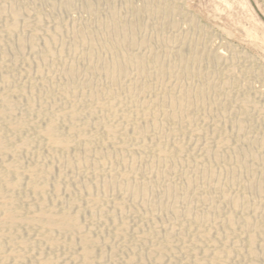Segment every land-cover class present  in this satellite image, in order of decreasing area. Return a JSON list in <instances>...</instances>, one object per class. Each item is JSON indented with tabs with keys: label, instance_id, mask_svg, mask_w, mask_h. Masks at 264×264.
<instances>
[{
	"label": "bare ground",
	"instance_id": "bare-ground-1",
	"mask_svg": "<svg viewBox=\"0 0 264 264\" xmlns=\"http://www.w3.org/2000/svg\"><path fill=\"white\" fill-rule=\"evenodd\" d=\"M75 1L48 6L56 14L60 3L67 10ZM125 1L83 3L95 11ZM33 4L0 0V264L27 260L14 262L32 240L6 229L18 226L38 228L50 250L68 248L51 256L42 245L30 255L35 264H238L235 256L260 264L264 161L255 140L245 158L237 136L223 149L228 128L238 134L244 121L222 108L238 96L220 101L224 79L212 83L201 68L219 55L191 53L188 42L169 49L159 32L147 37L165 23H142L143 7L127 20L112 14L76 29L64 19L46 25ZM21 64L26 76L17 82L20 70H12ZM85 212L103 221L97 233L80 218ZM128 212L141 214L140 223L121 220ZM130 231L143 233L122 246ZM122 251L124 259L114 257Z\"/></svg>",
	"mask_w": 264,
	"mask_h": 264
},
{
	"label": "rangeland",
	"instance_id": "rangeland-1",
	"mask_svg": "<svg viewBox=\"0 0 264 264\" xmlns=\"http://www.w3.org/2000/svg\"><path fill=\"white\" fill-rule=\"evenodd\" d=\"M33 1L34 4L31 11L33 13L40 12L43 14L46 17V25L52 26L54 21L64 19L65 23L63 21L62 23L65 26L74 27L76 29L83 27L84 25H87L88 28H95V25L98 24V22L106 18L108 20L111 19L112 14L119 15L121 19L127 20L134 16L138 7H143L144 12L146 13H144V19L141 20L142 23L144 21L148 22L151 20H158L160 22L162 21V23H165V25L161 26L157 31L149 32L147 37L152 36V34H158L159 32L160 35H158L162 41H166L168 38H170L169 49L177 50L188 42L187 44L189 45V51H191V53L196 52L198 55H200L203 51H207L211 55L217 53L219 55L217 63L204 62L201 65V68L203 69V66H206L204 70H210V82L212 83L217 81H219V83H223L224 79L225 83H223V87L220 88V101L223 100V97L228 95L235 94L238 96L235 102L233 101L232 103H224V107L222 108L229 112L231 119L240 118L244 121V128L238 134L235 133L234 130L232 131L228 128L227 136H230L231 138L229 137V144L227 143L228 146H225V144L223 149H230L233 142L231 139L237 136V138L242 141L241 144H243L241 156L242 158H245L248 153V145L246 144L247 141L255 140L253 142H257L256 147L258 149L254 146V151L257 155L258 162L264 161V0H132V3L126 0L122 5L119 6L117 3V5H115L113 8H110L104 4H100V6L97 8L98 10L95 11H89L83 3V0H76L74 4H72V6L67 10H64L63 4L60 3L58 7L59 10L56 12V14L53 13L52 9L48 6V1L50 0L42 1V3L38 0ZM174 18L176 19L174 27L167 25L170 23L169 21ZM163 19L165 21H163ZM212 68L213 70H211ZM12 71H19L17 73L18 75L16 76V81L19 79L17 82L25 79L26 75H24V73L26 74V67L23 64ZM1 72L4 71L1 70ZM247 99L248 104L246 107H243L245 106V100ZM25 112L26 111L24 110V114H29L28 112ZM3 124H1L2 127H4L3 130H7L8 127ZM228 124L230 125V122H228ZM259 143L262 145L258 146L260 145ZM213 144L215 145L216 141L213 142ZM26 157L27 156H24L23 160L27 161L29 159H33L32 157H27L28 159H26ZM195 159H197V157L192 158V160ZM0 163L4 164V162L1 160ZM1 164L0 167L3 166V164ZM247 171V167H244L241 170V175L243 178H245ZM255 179L258 180L261 179V177L258 175L255 177ZM3 183V180H0V184L3 185ZM22 190L24 191V189L19 188L14 192H21ZM19 192L18 195H21L22 193L19 194ZM131 213L134 212L125 213L121 217V220L127 221V223L130 225H134L135 221L140 223V218L142 215L137 213L132 215ZM156 214L158 217L161 216V214ZM147 215L149 217L154 216V214H152L150 211L147 212ZM80 218L88 225H94L93 227L97 228L95 231L96 233L98 228L104 225L103 221L99 218L91 220L88 212H85V214L82 213ZM149 225L150 221H147L145 228H148ZM25 227L26 226H18V229L6 228L12 234H18L20 232L15 237L19 235L22 237L21 233L25 232L24 234L27 235L25 236L23 234V237L26 239H29L30 237L33 240H31V248L28 249L30 251L26 250V252L23 250L25 253L21 251V256L17 259L13 258L15 261L10 260V262L12 261L11 263H16V261H20L22 259L24 261L27 259L25 264H32L33 260L38 262V260L35 259H38V257H34L37 256L35 251L37 252V250H40L42 245L43 247H46L45 254L48 252L47 255L51 254V256H53L52 254H56V256H62L65 255L66 251H68V248L67 250H64V248L67 246H61V249H59V247L54 248V250H59L54 251L51 249L52 252H54H50L49 254L50 249L47 248V242H45V240H43L45 243L42 242L41 238L37 239L40 236V230L38 228L34 229V227L32 230L28 229L27 227L28 230L25 231ZM18 230L20 231L17 232ZM21 230L23 232H21ZM30 230L32 232H30ZM141 233H143V231L139 233L133 231L126 232L123 238H121L120 244L123 246L127 243L136 241L140 237L138 234ZM8 239V237L5 239V241H7L6 244L8 245L4 244L3 246L5 250H9L11 248V246H9L11 244ZM61 239H64V237ZM36 240L39 242H36ZM35 243H38V245H35ZM141 248L144 251L149 250L148 245H144ZM31 251L34 253H31ZM27 254L29 255L26 257ZM114 257L122 260L126 257V252L122 251ZM179 259L180 258H173L172 263L179 262ZM233 261H237L238 264L248 263L247 259L243 260L238 256H235ZM23 263L24 262H22V264ZM33 264H35V262ZM147 264H154V261L149 260ZM260 264H264V260H261Z\"/></svg>",
	"mask_w": 264,
	"mask_h": 264
}]
</instances>
